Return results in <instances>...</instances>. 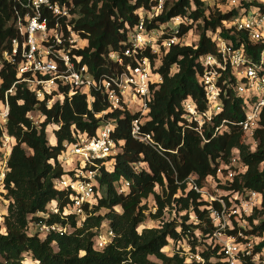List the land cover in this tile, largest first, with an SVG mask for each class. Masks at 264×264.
<instances>
[{
  "label": "trees",
  "instance_id": "trees-1",
  "mask_svg": "<svg viewBox=\"0 0 264 264\" xmlns=\"http://www.w3.org/2000/svg\"><path fill=\"white\" fill-rule=\"evenodd\" d=\"M59 2L71 6L72 13L76 14L71 26L87 39V45L76 49L75 54L81 57V63L95 77L114 72L117 65L108 58V53L121 52L127 46L128 32L138 24L145 11L157 4V0ZM253 2L261 5L257 0ZM12 5V0H0V48H8L11 39L17 35L12 25ZM235 12L236 9L224 12L209 10L206 14L201 0H163L161 9L152 20L148 22L145 18L148 30L177 16L187 18L188 23L179 26V37L190 31L193 25L200 29L195 44L176 43L158 55L150 53L149 49L140 55L149 58L151 68L154 63L158 64L150 76L154 77L156 72L161 77V82L150 83L148 118L141 126L144 132L152 135L154 147L132 138L131 122L138 115L128 110L108 111L107 102L100 92H93L91 107L85 93L75 92L70 100L65 98L47 109L45 102H39L24 83L14 84L19 79L15 66L7 63L1 66L0 102L4 101L6 91L13 84L14 87L6 95L9 107L6 130L13 137V142L4 178L5 196L9 203L2 226L4 231H0V264H23L24 254H30L37 264H122L127 261L136 264H187L177 253L169 256L163 250L170 241L183 237L189 239L195 250L198 244L195 231H199L203 238L213 232L214 226L206 207L208 203L189 189L186 179L195 176L200 184L206 177L215 176L218 162L227 163L234 149L239 151L240 161L246 168L223 188L231 191L248 189L261 194L260 208L247 218L250 226L247 233L262 237L258 248L264 245V117L260 127L254 131L256 143L251 148L244 142L241 129L231 124L243 118L239 100L231 95V91H228V97H222L223 110L211 123L204 125V138L193 129L195 123L190 125L185 120L182 107L183 100L189 97L198 109L205 108L203 88L196 77L203 71L200 59L216 52V43L209 36L211 32L233 41L235 46L242 41L250 50L244 33L227 29L223 23ZM123 61L124 65H135L128 57L124 56ZM34 109L45 116L39 125L27 117V113ZM102 111L107 112L97 116ZM109 119L114 122L111 136L121 151L115 155L111 171L100 169L97 177L100 196L90 209L84 207L87 216L82 225L76 226L74 216L37 215L45 212L53 200L57 201L60 209L66 202L63 193L53 188V180L63 174L57 161L63 142L73 140L76 131L94 135L100 123ZM224 120L226 130L213 136L215 127ZM50 124L58 126L52 131L53 145L46 136V126ZM140 162L145 167L135 171L134 164ZM121 178L130 183L125 194L116 190ZM150 196L155 204L154 212L144 202ZM212 204L217 206L215 202ZM101 209L106 212L101 214ZM165 209L185 213L181 221L171 219L156 227L139 229L148 217L159 219ZM190 213L196 223L188 222ZM40 219L46 223H68L74 231L62 235L50 232L43 238L37 234L30 235L29 222ZM104 221L114 232V237L111 243L98 251L93 248L92 237L94 229L102 226ZM198 251L204 264H226L220 261L222 255L217 248ZM151 256L160 263L151 260Z\"/></svg>",
  "mask_w": 264,
  "mask_h": 264
},
{
  "label": "built area",
  "instance_id": "built-area-1",
  "mask_svg": "<svg viewBox=\"0 0 264 264\" xmlns=\"http://www.w3.org/2000/svg\"><path fill=\"white\" fill-rule=\"evenodd\" d=\"M201 1L206 14L209 10L224 12L236 9L223 23L227 29L244 33L250 50L242 41L235 46L233 41L224 39L218 33L209 34L216 43V52L200 59L203 71L196 77L203 88L205 108L198 109L196 103L187 97L182 102L184 118L190 125L195 123L193 129L204 138V125L211 123L223 110L222 97H228V91H231V95L239 100L243 113L242 119L231 124L241 129L244 142L254 148V131L260 127L264 117V0H257L261 5L252 3V0ZM162 3L163 0H157V4L146 11L147 15L140 17L138 24L128 32L127 46L121 52L108 53V58L117 65L114 72L95 77L81 63V57L75 54L76 49L87 45V39L71 26V20L76 17L71 6L59 0H12V25L17 35L11 39L8 48H0V66L5 63L15 66L19 79L14 84L24 83L39 102H45L47 109L65 98L70 100L75 92L85 93L91 107L93 92H100L107 102L108 111L128 110L138 115L131 122L130 134L133 139L154 147L152 135L144 132L141 126L148 118L150 83L161 82V77L156 72L154 77L150 76L158 64L154 63L151 68L149 58L140 55L146 49L158 55L173 44H184L178 30L181 24L188 23L187 18L180 16L164 23L174 28L173 35L154 46L151 33L164 24L148 30L145 18L150 22ZM124 56L133 60L135 65H124ZM14 84L6 91L4 101L0 102V189L4 188L13 142V137L6 130L9 111L6 95L12 92ZM106 112L102 111L97 116H103ZM27 117L36 125L45 118L38 109L29 111ZM225 123L224 120L215 127L213 136L226 130ZM55 128L58 126L55 125ZM113 130L114 122L109 119L100 123L94 135L76 131L73 140L63 142L57 156L63 174L53 180V188L63 193L66 202L60 209L56 200L51 201L46 211L39 213L40 217H48L51 213L59 214L61 218L74 216L76 226L82 225L87 216L84 207L90 209L100 196L97 180L100 169L111 171L114 157L121 151L111 136ZM141 163L134 164L135 171L142 168L138 166ZM245 168L240 161L239 151L234 149L227 163L218 162L215 176L206 177L200 184L195 176L186 179L189 189L208 203L206 207L214 229L203 238L199 236V231H195L198 242L195 250L186 237L170 241L169 244L176 245L172 254L177 253L187 264H204L198 250L217 248L222 255L220 261L226 264H264V245L258 248L262 237L247 233L250 229L247 218L256 208H260L261 194L248 189L231 191L223 188V185L229 186ZM129 185L126 179L121 178L116 190L125 194L129 191ZM4 216L0 215L1 221H4ZM73 231L74 227L68 223H46L41 219L28 225L30 235L37 234L42 238L50 232L62 235ZM113 237L114 232L108 226L95 228L93 248L103 250ZM122 264L136 263L127 261Z\"/></svg>",
  "mask_w": 264,
  "mask_h": 264
},
{
  "label": "rangeland",
  "instance_id": "rangeland-1",
  "mask_svg": "<svg viewBox=\"0 0 264 264\" xmlns=\"http://www.w3.org/2000/svg\"><path fill=\"white\" fill-rule=\"evenodd\" d=\"M168 1H172V0H168ZM144 15H147V12L145 11L142 16ZM186 21V20H185ZM173 30L174 28H172L171 26H169L168 24H164L163 26H159L157 29H154L151 33L152 37L154 38L153 40V43H154V46H157L158 44L161 43V41L165 38V37H169V36H172L173 35ZM199 27H197L196 25H193L192 29L190 31H188L182 38H181V41L182 43L184 44H195L198 40V34H199ZM1 68V66H0ZM174 70V68H173ZM56 129L55 128V125L53 124H50V125H47L46 126V136H47V139H48V142L50 143V141H53V136H52V131ZM139 167H145V164L141 163L138 165ZM158 190V189H157ZM100 193V192H99ZM6 190L3 188V189H0V215H6L7 211H6V207L9 203V200L6 199ZM144 202L147 203V206L149 208V210L151 212H154L155 211V204H154V201H153V197L150 196L147 200H144ZM49 205H51L50 203L47 205L46 208L49 207ZM116 209H119L118 207ZM106 211L104 209H101L100 210V213L101 214H104ZM185 212H180V213H177L175 212L174 210H170V209H165L163 215L159 218V219H156V220H152L150 219L149 217L146 219V221L141 224L139 226V229H142L143 227H156V226H159L163 221H168V220H171V219H176L177 221H181V216L184 215ZM37 215H40V214H37ZM188 222H193V221H196L195 217L193 214H189V218H188ZM35 221V220H33ZM31 221V222H33ZM3 226V221H1L0 219V231H4V227ZM103 226L104 228L107 227V222L104 221L103 222ZM33 228L31 230V232H33ZM202 242V241H201ZM203 244V242H202ZM54 249H56V246H55V243H52ZM176 250V245H172V244H168V247L166 249H164L163 251L171 256L173 255V250ZM151 260L153 261H156L158 263H160L159 260H157L155 257L151 256L150 257ZM23 264H37L36 261H34L30 254H24L23 255V261H22Z\"/></svg>",
  "mask_w": 264,
  "mask_h": 264
},
{
  "label": "crops",
  "instance_id": "crops-1",
  "mask_svg": "<svg viewBox=\"0 0 264 264\" xmlns=\"http://www.w3.org/2000/svg\"><path fill=\"white\" fill-rule=\"evenodd\" d=\"M52 135H53V134H52ZM54 143H55V139H54L53 141H50V144L53 145Z\"/></svg>",
  "mask_w": 264,
  "mask_h": 264
}]
</instances>
